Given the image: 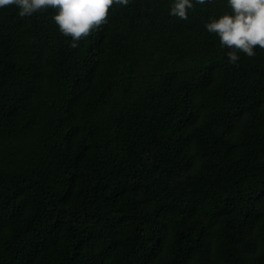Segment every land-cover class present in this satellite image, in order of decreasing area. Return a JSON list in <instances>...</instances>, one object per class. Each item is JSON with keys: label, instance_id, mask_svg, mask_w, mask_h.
<instances>
[{"label": "trees", "instance_id": "obj_1", "mask_svg": "<svg viewBox=\"0 0 264 264\" xmlns=\"http://www.w3.org/2000/svg\"><path fill=\"white\" fill-rule=\"evenodd\" d=\"M129 0L72 48L0 7V264H264V49L227 0Z\"/></svg>", "mask_w": 264, "mask_h": 264}, {"label": "clouds", "instance_id": "obj_2", "mask_svg": "<svg viewBox=\"0 0 264 264\" xmlns=\"http://www.w3.org/2000/svg\"><path fill=\"white\" fill-rule=\"evenodd\" d=\"M195 2L203 5L211 0ZM128 3L129 0H0V7L15 5L21 17L47 7L57 9L53 19L61 33L72 38L70 47L75 48L80 40L107 23L113 5L126 6ZM227 4L231 13L211 19L204 27L219 36L221 47L230 49L227 57L235 65L240 58L238 52L253 57L256 47L264 49V0H227ZM191 8L192 0H174L169 14L187 20Z\"/></svg>", "mask_w": 264, "mask_h": 264}]
</instances>
